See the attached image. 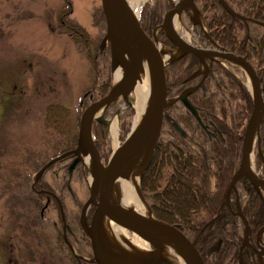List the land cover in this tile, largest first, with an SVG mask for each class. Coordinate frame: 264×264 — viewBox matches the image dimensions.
Segmentation results:
<instances>
[{
  "label": "trees",
  "instance_id": "1",
  "mask_svg": "<svg viewBox=\"0 0 264 264\" xmlns=\"http://www.w3.org/2000/svg\"><path fill=\"white\" fill-rule=\"evenodd\" d=\"M224 1L232 11L246 20L233 17L217 0H195L207 35L230 52L247 53L248 61L263 81L264 26L258 22H264V0ZM171 6L169 0L147 2L139 17V23L145 32L151 36L152 30H157L158 40L168 46L172 44L159 25L162 14ZM100 16L103 18L101 10ZM61 29L63 33L70 35L74 44L78 41L87 44L85 57L90 62V86L87 91L93 98L108 92L111 86L108 53L100 52L97 42L92 43L80 25L65 21ZM194 30L201 35L198 27L195 26ZM204 41L205 38L201 36L200 43ZM207 63L208 76L187 97L201 122L197 121L181 101H176L165 109L161 135L142 175L140 188L153 214L175 224L194 241L205 264H239L237 255L242 242L243 226L239 217L232 213L234 204L231 203L230 207L226 205L225 193L238 167L244 128L252 109V101L245 86L228 69L216 61ZM233 69L238 71L235 66ZM165 74L167 95L173 97L199 81L201 66L194 55L186 54L167 64ZM63 111L64 108L60 105L48 106L45 123L60 129V121L56 118ZM133 113V109L127 107L120 118L121 141L130 129ZM74 126L72 135L67 137L69 144L65 150L75 144L78 121ZM92 132L97 149L106 158L109 146L105 125L93 122ZM254 156L257 168L262 163L264 175V113ZM43 186L52 190L62 204L65 221L70 229L67 232L68 239L82 255L90 257L88 238L78 221L80 208L88 196V187L83 178L79 176L77 186H73L66 178L63 183H43ZM174 186L180 188L177 191L179 194L174 192ZM248 187L244 176L237 180L240 209L253 237L256 230L264 225V203L258 193L254 189L248 190ZM242 193H245L244 197ZM167 195H174L178 201L176 207L171 208L165 201ZM231 197H234L233 191ZM35 203L38 205L39 201ZM50 210L56 215L53 222L57 232L55 243L68 264H95L73 256L64 244L58 204L53 197L49 198L45 212ZM81 243H87V246L81 247ZM242 258L245 264H257L254 255L246 248L242 251Z\"/></svg>",
  "mask_w": 264,
  "mask_h": 264
},
{
  "label": "rangeland",
  "instance_id": "2",
  "mask_svg": "<svg viewBox=\"0 0 264 264\" xmlns=\"http://www.w3.org/2000/svg\"><path fill=\"white\" fill-rule=\"evenodd\" d=\"M100 9V0H0V264H68L55 243L56 215L52 210L41 211L45 199L31 192L30 185L35 170L67 148V137L72 135L82 110L78 107L80 99L83 97L84 107L90 98L85 94L90 86L87 44H74L70 35L62 32L61 25L65 21L80 25L100 49L105 33ZM181 19L191 42L198 46L197 37L187 28L182 14ZM177 31L181 33L183 29ZM172 53L175 56L178 51ZM233 73L246 85L243 71ZM109 74L112 81L111 71ZM122 101L130 103L128 98ZM53 104L64 108L56 118L60 129L45 123L46 109ZM100 117L107 120V137L113 145V115L105 117L100 112ZM70 162L71 158L52 166L42 177V184L50 185L52 180L63 183L66 178L77 186L79 177L72 180L64 175V167ZM77 166V172L81 171L88 182L89 170L84 161L73 166L70 173ZM254 170L258 173L255 165ZM173 189L180 193V188ZM164 199L171 208L177 206L174 195ZM124 234L127 243L140 247V254L149 252V245L138 236L126 230ZM106 235L116 246L115 251H127L123 241L111 233ZM160 256L164 258L161 264H177L176 254H169L165 246Z\"/></svg>",
  "mask_w": 264,
  "mask_h": 264
},
{
  "label": "water",
  "instance_id": "3",
  "mask_svg": "<svg viewBox=\"0 0 264 264\" xmlns=\"http://www.w3.org/2000/svg\"><path fill=\"white\" fill-rule=\"evenodd\" d=\"M195 0H178L172 8H169L162 16L161 28L166 37L179 50V55L169 58L173 62L181 54L192 53L203 66V75L200 81L191 89L184 91L179 96L168 99L165 78V59L163 50L158 49L155 39L150 38L141 28L138 16L134 14L126 0H100L101 10L105 20V33L100 42V49L108 44L110 52V69L112 73V86L110 90L92 100L82 111L77 130L76 146L66 151L44 164L36 173L37 177L53 162L72 154L75 156L71 167L83 161L82 157L89 156L91 166V181L88 183L89 196L83 204L80 211V222L83 225L85 234L89 238L92 258L90 261L95 264H119L112 253L107 249L103 238V219L112 221L117 226L127 229L141 239L151 244L152 249L145 255L139 254L134 258H128L130 264H161L164 258L160 256L164 248L160 236H166L171 239L177 248L181 251L183 260L186 264H205L198 250L178 226L166 220L160 219L152 213L149 205L145 201L140 187L137 192L140 200L143 202V210H136L115 201L111 182L115 177L125 175L133 163L139 158L141 164L140 179L151 161L154 149L163 121L164 109L180 99L190 110L194 117L200 121L195 109L188 102L186 95L199 87L208 74V66L205 58H221L235 63L239 66L252 82L253 92H250L252 98V109L245 125L241 153L238 168L232 175L230 184L225 193V200L228 203L231 189H235L236 180L244 176L250 186L262 197L261 188H264V178L258 176L254 171L248 168V158L253 154L255 141L259 140V126L264 113V82H261L258 74L248 62L246 56L236 55L219 47V50L204 49L194 47L181 40L171 29L170 17L172 14H180L183 10L189 8L192 12L191 19L194 24L198 23L199 11L194 3ZM233 17L245 20L246 18L232 11L224 2L217 0ZM264 26V22H258ZM147 60L151 77L154 81V96L152 98L149 110L142 127L133 135L128 134L125 141L115 150H113L107 159L103 160L95 146L94 136L92 134V122L96 120L104 123L105 121L97 115L103 111L107 105L113 103L118 98L127 99L130 92L134 89L140 78L142 64ZM118 64L125 65V73L122 78L114 83L113 71ZM120 65V66H121ZM130 104V103H129ZM140 155L142 157H140ZM236 214L243 223V237L238 252L240 264H244L241 254L242 249L247 246L255 254L258 264H264V226L260 227L255 233L254 244L250 239V229L245 216L238 207V196L235 198ZM93 206V212L90 221L87 222L85 214L90 206ZM61 218L64 222L62 207L59 203ZM68 243V241L66 240ZM69 245V243H68ZM115 251V250H114ZM123 251V250H122ZM116 253H119L115 251ZM121 252V251H120Z\"/></svg>",
  "mask_w": 264,
  "mask_h": 264
},
{
  "label": "bare ground",
  "instance_id": "4",
  "mask_svg": "<svg viewBox=\"0 0 264 264\" xmlns=\"http://www.w3.org/2000/svg\"><path fill=\"white\" fill-rule=\"evenodd\" d=\"M142 1L143 0H135V2L129 4L134 14L136 15L138 14V10L141 6ZM170 26L171 29L174 31V33H176L182 40L186 41L189 44H192L191 35L183 25L180 14H174L171 16ZM180 27L183 29L181 33L177 31L178 28ZM118 65L119 66H117L113 71L114 83H117L122 78V76L126 71L125 65H121V64ZM142 66L143 67L140 73V78L137 81L136 85L134 86V89L130 92L128 96V99L130 100V104L135 111L132 131L130 135L135 134L142 127L155 91L154 90L155 84L151 77L150 69L146 59H144ZM246 77H247L246 87L250 92H253L252 82L247 75ZM98 114L99 112L97 113V115ZM110 130L113 139V145H114L113 147L116 148L117 146L116 127L114 123H111ZM140 157L142 156L140 155ZM83 160L87 164V166H91L89 156L84 157ZM248 168L252 171L254 170V161L252 155L248 158ZM140 172H141V164H140V159L138 158L130 167V169L126 171L125 175L120 177H115L112 179L111 190L116 202H118L121 205L142 211L144 204L140 200L137 194L139 190ZM88 181L89 182L91 181V171L89 173ZM52 183L54 184L56 182L52 180ZM261 194L264 200L263 187L261 188ZM103 220H104L103 228L105 231V233L103 232V238L106 243L107 249L112 253L115 260L119 264H130L127 260V257L134 258L138 256L140 254V247L137 244L133 245L132 243L126 242L127 240L124 234V229L122 227L117 226L115 224H111L109 221H107V219H103ZM109 233H111L116 240L123 241V245L127 248V251H121L119 253H116L114 251L116 246L110 239L107 238L106 234ZM159 239L163 242L165 248L168 249L169 254H176V256L181 260L182 262L181 264L185 263V262L183 263L184 260L181 251L177 248V246L174 244V242L171 239H169L166 236H160Z\"/></svg>",
  "mask_w": 264,
  "mask_h": 264
},
{
  "label": "flooded vegetation",
  "instance_id": "5",
  "mask_svg": "<svg viewBox=\"0 0 264 264\" xmlns=\"http://www.w3.org/2000/svg\"><path fill=\"white\" fill-rule=\"evenodd\" d=\"M72 159H73V157H71V162H72ZM71 162L69 163V165L71 164ZM65 168V172L68 174V176H69V178H71L72 180H75L74 178H76V176L77 175H79L78 174V172H77V169L79 168L80 169V167L79 166H77L75 169H74V171L72 172V173H70V171H69V166H67V164H66V166L64 167ZM64 175H66V174H64ZM67 177V176H66ZM77 179V178H76ZM78 182V181H77ZM36 187L37 188H42V184L40 183V180L39 181H37V183H36ZM67 187H68V185H67ZM45 195V197H48V194H44ZM68 232V231H67ZM67 234V233H66ZM85 243V242H84ZM79 245V244H78ZM82 245H86L87 246V243L86 244H83V243H81L80 244V246L82 247ZM88 246H89V242H88Z\"/></svg>",
  "mask_w": 264,
  "mask_h": 264
}]
</instances>
